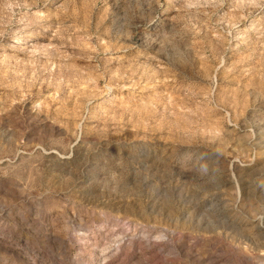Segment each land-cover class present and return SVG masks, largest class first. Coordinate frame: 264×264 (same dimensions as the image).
Returning a JSON list of instances; mask_svg holds the SVG:
<instances>
[{
	"label": "rangeland",
	"instance_id": "rangeland-1",
	"mask_svg": "<svg viewBox=\"0 0 264 264\" xmlns=\"http://www.w3.org/2000/svg\"><path fill=\"white\" fill-rule=\"evenodd\" d=\"M0 264H264V0H0Z\"/></svg>",
	"mask_w": 264,
	"mask_h": 264
},
{
	"label": "bare ground",
	"instance_id": "bare-ground-1",
	"mask_svg": "<svg viewBox=\"0 0 264 264\" xmlns=\"http://www.w3.org/2000/svg\"><path fill=\"white\" fill-rule=\"evenodd\" d=\"M19 37V39H22L23 37H21V36H18Z\"/></svg>",
	"mask_w": 264,
	"mask_h": 264
}]
</instances>
